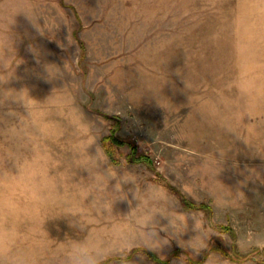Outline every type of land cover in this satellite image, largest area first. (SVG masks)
<instances>
[{
    "label": "rangeland",
    "instance_id": "rangeland-1",
    "mask_svg": "<svg viewBox=\"0 0 264 264\" xmlns=\"http://www.w3.org/2000/svg\"><path fill=\"white\" fill-rule=\"evenodd\" d=\"M25 8L40 17L39 29L18 13ZM10 38L16 57L5 61ZM46 64L62 78L47 80ZM144 87L156 92L145 88L130 102ZM21 88L43 105L32 114L43 136L0 124V264H63L58 249L86 235L52 219L64 198L106 247L101 264H118V251L129 264H159L154 254L167 264H264V0H0V90ZM76 112L96 141L88 154L99 146L114 168L137 176L113 206L80 167ZM132 148L149 166L128 163ZM214 184L224 187L220 205L207 191ZM165 185L204 210L186 209ZM193 187L197 194L188 195ZM162 196L187 216L180 239L197 235L194 216L208 233L205 246L196 252L173 239L159 253L118 248ZM229 247L252 258L233 263Z\"/></svg>",
    "mask_w": 264,
    "mask_h": 264
},
{
    "label": "clouds",
    "instance_id": "clouds-1",
    "mask_svg": "<svg viewBox=\"0 0 264 264\" xmlns=\"http://www.w3.org/2000/svg\"><path fill=\"white\" fill-rule=\"evenodd\" d=\"M20 12H23L37 27L40 17L36 15L32 8H25L18 13ZM30 50L38 57L39 54L35 48H31ZM13 57L16 56L12 41L10 47L7 44L5 45L3 59L6 61ZM15 65L16 64L14 63L13 68ZM44 72L46 74V79L49 81L61 79L63 76V70L54 64L44 65ZM12 76H10L8 80ZM145 88L156 92L151 87H144L142 91L129 97V101L135 102L137 96L139 97ZM32 101H34V99L29 95V91L26 88H21L18 91L15 89L0 90V108H5L7 106L4 116H0V124L7 125L10 130L13 129V126L15 125L16 129L20 132H24L26 129L31 128L38 133V136L42 137L43 133L33 120L32 114L43 105L38 103L33 104ZM161 103L164 106L166 101L161 99ZM11 105L23 108L27 114H21V112L11 107ZM5 116L10 119L5 120ZM70 123L74 132L81 138V142L77 146L81 158L80 167L88 172V179L91 180L94 185L93 190L102 192L105 202H110L112 206L115 201L126 199L128 193L123 190L124 185L129 183L136 185V174L133 171L127 170L124 166L114 168L112 164L104 158L99 150V146L96 148L95 155L90 156L88 154L87 150L89 146L93 145L96 141L89 136L87 130L90 125L80 113H74ZM15 135L16 133L13 131L12 135L9 136L8 142L10 144L15 139ZM10 151L13 155L14 153L11 148ZM104 165H107V167H103ZM113 179L116 180V183L113 186V189L109 191V181ZM129 191H131V189H129ZM153 191L154 189L150 185L146 186L144 190L146 199L151 198ZM207 191L217 205H220L221 201L226 198L224 187L222 185L214 184L208 187ZM197 192L198 189L193 187L186 193L195 196ZM134 198L137 200V192H135ZM141 215L142 226L136 233L135 237L130 238L122 236L118 248H125L129 244H138L141 249H147L159 253L170 240L175 239L178 240L179 243L183 242L180 237L188 229L187 216L180 215L176 211L175 202L172 198L168 196L155 198L153 206L146 208ZM82 216V211L74 209L70 198H64L58 201L57 211L52 219L63 218L68 228L74 230L76 233H86L82 239H69L65 241L63 246L58 249L63 264H101L107 254L106 247L101 242L93 239L89 230V225ZM158 217L165 218L167 223L161 224ZM192 221L193 230H197V235L189 239L186 243H181V245L185 248H192L194 251L198 252L205 246V240L208 233L200 230L202 228V221L197 217L193 216ZM160 232H164L166 235L161 237ZM116 255L118 264H129L128 257L125 256L123 252L118 251Z\"/></svg>",
    "mask_w": 264,
    "mask_h": 264
},
{
    "label": "trees",
    "instance_id": "trees-1",
    "mask_svg": "<svg viewBox=\"0 0 264 264\" xmlns=\"http://www.w3.org/2000/svg\"><path fill=\"white\" fill-rule=\"evenodd\" d=\"M114 125H116V129L119 128V122L115 123ZM115 129V130H116ZM111 142H117L119 144H123L121 141L118 140L117 137H115L113 134L111 135ZM134 149L135 148H132L131 149V153L129 154V156L127 157L128 159V163L130 164H145V166H149V161L147 159H145L144 156H137V157H134ZM166 188H168L171 192H175L177 195L178 193L173 190L171 187L165 185ZM179 198H180V203L188 210H199V209H202L204 210V207L203 206H195L193 204H191L190 202H187L181 195H178ZM234 247H229V248H226V251H224L226 254H224L225 257H227L229 259V261L233 262V263H240L241 261H244V260H248L250 258H252L251 256H246L244 258H239V255H237V253L235 252V250L233 249ZM211 250H208L206 253L210 252ZM259 251V250H257ZM145 254L147 255H151L149 252H146V251H143ZM264 252V248L259 252ZM153 255V254H152ZM152 260L155 262V263H159V264H167L168 261H164V262H160V260L156 257V255L154 254L153 256H151ZM204 261V257L201 258L198 262H196V264H200ZM195 264V263H194Z\"/></svg>",
    "mask_w": 264,
    "mask_h": 264
}]
</instances>
